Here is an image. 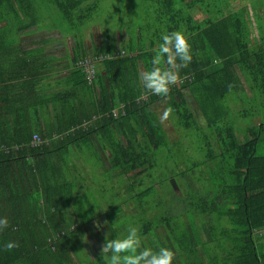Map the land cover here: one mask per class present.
I'll list each match as a JSON object with an SVG mask.
<instances>
[{"label":"trees","instance_id":"1","mask_svg":"<svg viewBox=\"0 0 264 264\" xmlns=\"http://www.w3.org/2000/svg\"><path fill=\"white\" fill-rule=\"evenodd\" d=\"M90 1L0 0V216L9 219V226L0 231V264H108L101 256L105 237L92 236L91 222L99 205L88 193L89 186L81 183L85 178L78 176L79 161L103 168L98 182L102 196L97 185L93 189L108 211L121 210L119 204L127 200L135 202V208L148 206L147 213L132 221L133 226L139 228L142 239L150 235L158 250L167 247L181 253L182 264H264V234H257L264 230V36L260 24V40L254 43L244 12L230 10L229 0H155L151 25H143L147 39L139 42L138 35L134 43L132 37L127 39L125 34L124 40L119 35V44H126L122 54L114 40L107 39L86 52L82 33L100 3ZM46 3L67 23V32L74 33L76 41L75 50L67 53L72 65L63 79L66 86L49 94L36 81L39 70L52 58L16 42L38 30V10ZM195 8L204 15L194 19L190 11ZM176 30L188 37L192 60L180 69V79L167 96L152 94L143 87L141 74L152 68L161 35ZM87 57L97 58L94 64L99 67L89 81L77 66ZM214 62L218 68H213ZM12 78L21 82L19 86H1ZM241 79L251 96L241 89ZM29 80L32 83L27 86ZM183 89L193 98L204 127L197 124ZM238 89L246 103L233 114L227 100ZM164 97L180 128L202 132L216 150L212 141H206L201 149L204 162L192 164L195 168L208 163V182L201 175L184 188L178 178L186 183L191 179L178 168L171 175L179 182V194L169 190L155 204L153 198L144 201L155 187L165 188L163 181L152 185L149 172L157 165L153 151L168 139L151 107ZM248 105L256 106L255 110ZM232 115L247 124L256 117L259 124L245 128L234 124L235 128ZM110 170L119 177L129 176L124 196L116 190ZM143 177L151 187L138 191L136 181ZM188 210L197 221H184L180 227L177 218ZM116 213L114 219L105 215L111 239L127 233L121 223L113 227L112 221H120V212ZM161 226L169 238L157 235ZM87 233L98 249L96 255L89 252ZM7 241H17L19 247L6 251ZM203 245H211L210 251ZM142 247H147L143 240Z\"/></svg>","mask_w":264,"mask_h":264},{"label":"rangeland","instance_id":"2","mask_svg":"<svg viewBox=\"0 0 264 264\" xmlns=\"http://www.w3.org/2000/svg\"><path fill=\"white\" fill-rule=\"evenodd\" d=\"M153 1L155 0H100L98 7L96 8L95 12L90 16L89 20L85 25L88 26L99 25L101 27V30L100 32H98L97 30H95V32H92L91 37L85 35V44L83 43L82 46L87 47L89 50L92 51V49L96 47V45L98 46L100 43L104 44L105 43L104 41L106 39L107 42L108 40L111 41L114 40L113 44L115 49L118 50L120 54H122L121 52L124 46H126V44H119V38H118L119 35L122 39L124 38V40L126 35H127V39H131L132 37L134 43L137 41L135 38L138 35H141L138 39L139 42L144 39H147L148 33L144 31L145 26L143 25H145L146 23L148 25H151L150 23L153 18V13L156 9V5L155 3H153ZM228 2H229L230 10L241 9L244 12L253 41L254 43L258 42V40H260L259 39L260 36H259V32L256 29L257 24L258 25L260 24L261 32L264 36V0H229ZM252 4L255 6L254 10ZM38 12H39L38 16L40 18L38 27L45 26L44 30L38 32L39 35H44V34L53 35L56 32L58 34H63V35L74 34L71 32L70 33L67 32V23L61 19L60 15L52 11V7L50 4L46 3V5L45 6L43 5L38 10ZM255 12L257 13L258 19L255 17ZM190 13L194 17V19H198L202 15H204L203 12L197 8H195L194 10L192 9ZM51 29L52 30L55 29L56 32H53ZM75 35H78V33H76ZM83 36L84 34L82 33V38ZM26 39L27 38H24L22 42H25ZM92 39L95 40L94 43H92L93 41ZM62 43L50 44V46L53 45L52 46L53 48L54 47L57 48V46L61 45ZM71 45L73 46V44H69V48ZM212 66L213 68H218L219 64L218 62H214ZM95 67L98 66L95 65ZM241 84H242L241 89L244 90L247 96H251L249 90L247 89V86L244 84L242 79H241ZM182 92L185 96L188 107L190 108L197 124L199 126L204 127L205 123L201 117V114L193 98L186 89H183ZM240 93L241 92L238 89L228 97L227 104L229 105L233 114L235 112L237 113L238 110H240L242 104H244L245 106L246 101L240 98L241 97ZM167 101H168L167 98L164 97L161 102H158L153 107H151V110H153L156 113L160 123L162 124L163 130L166 132L165 134L168 139V142L165 146H162L161 148L153 151L154 154L153 157L155 159V162H157V165L155 166L154 169H152V171L149 172L153 179L152 185L155 184L159 186V183L163 181L165 188L163 186H160L161 188L160 190L158 187H155L154 188L155 191H150L149 194L150 197L144 199V201L149 200V198H153L155 204L157 202V198L161 200L164 197L163 193L165 194V192L169 190L173 189L175 193L178 195L179 194L178 181H180L181 186L188 189L190 184L189 182H194L195 179L199 178L201 175H204V177L207 179L208 182L207 177L209 174L207 171L209 168L208 163L200 164L195 168L192 167V164H194L195 161L197 160H201V159L203 160V158H201V156H203L201 154L202 153L201 149H203L204 147L203 144H205L206 141L211 142L212 139L207 138L206 140L204 134L202 132H197L196 130H187V131L182 130L178 124L176 117L172 113L166 120L163 119V112L166 108L169 107V103ZM247 107H252L254 111L256 106L254 107V105L251 106L248 105ZM232 117H233V125L234 124L237 126L239 125V127L241 128H245L246 126H257L259 124V119H257L256 117L248 120L249 122L248 124L245 122L242 123L238 119H235L236 117L234 115H232ZM235 125L234 127L236 128ZM207 135H209V132H206V136ZM209 137H211V135H209ZM213 144L214 142L212 141V145ZM261 145L262 142L261 144H259V147ZM213 148L214 150H216L215 144L213 145ZM174 151L176 152L175 157L173 156ZM88 165L90 166V170L88 169ZM79 168L86 176H88V178L89 175L93 173V181L88 183L90 184L89 188L93 191L94 186L97 185L96 191H98V196L101 197L102 192L100 190L98 182L101 181V177L99 176L100 173L103 172V170H100L101 168L99 166L85 164L83 161H79ZM178 168L180 170L184 169L188 173V176L190 177L191 181H188V183H186L184 181H181L180 178H178L179 180L176 181L175 177L172 176L171 174L172 173L176 174ZM116 173H117L116 170H112V171L110 170L109 172V174L113 176L112 181L116 186V190L119 191V193L122 195L124 194V192L122 191L125 188V184L123 183V180L127 178L119 177ZM110 183L112 184V182ZM146 187H151L150 180L143 177L140 182L136 181V187H135L136 190L138 191L146 190L147 189ZM121 195H118V198H120L121 199L120 201L122 202ZM98 196L94 195V200H97L99 206L98 207L96 206L95 212L97 216L95 220L91 222V227L93 228L94 231L92 236H96L98 234L99 236L105 237V235L109 231H111L109 227L110 226L109 219L107 218L111 217L112 219H114L117 214L116 212H120L119 213L120 221L117 223L116 221H112L111 223L113 227L116 228V226L114 225L121 223L120 225H123L126 228L124 230H127V227L129 225H133L134 222L132 221H135L136 223L138 219L142 217L143 214L147 213L149 208L148 206L146 207L139 206L135 208V202L131 200H127L119 204L121 206V210H116L118 207H115L111 211H108L107 206L102 201H100ZM115 201L116 200L114 199L113 202ZM151 202L152 201H150V203ZM105 215H107L108 217L106 218ZM150 215L151 214H149V216ZM184 221L195 222L197 221V219L194 218L191 210H188V213L183 218L182 217L177 218V223L179 224V226ZM97 223H99L102 226L99 230L96 227ZM198 230L199 231L201 230L200 226L198 227ZM156 232L161 239L169 238L167 230L165 229L164 226L159 227ZM257 234L263 235L264 230L257 231ZM86 238H87V243L89 244L88 245L89 252L92 255L93 254L96 255L98 253L97 252L98 249L95 247L96 246L95 242L91 239L88 233L85 236V239ZM142 240L145 242L147 247H150L155 251L158 250L153 241V238L150 235H148L146 238L144 237ZM203 246L205 250L210 251L209 249L211 245H203ZM181 260H183L182 254L176 252L172 264H182Z\"/></svg>","mask_w":264,"mask_h":264},{"label":"clouds","instance_id":"3","mask_svg":"<svg viewBox=\"0 0 264 264\" xmlns=\"http://www.w3.org/2000/svg\"><path fill=\"white\" fill-rule=\"evenodd\" d=\"M191 60V45L183 31L163 33L152 57V68L141 74L143 87L152 94L167 96L170 86L175 85L180 79V69L187 67ZM173 111L171 107L166 108L163 119L166 120ZM8 226L9 219L0 216V231ZM96 227L99 230L102 226L97 223ZM109 237L110 233L105 235V242L101 247V256L108 260V264H172L175 257V253L167 247H160L158 251L150 247H142L140 230L133 225L128 226L123 238ZM3 247L11 252L19 247V244L17 241H7Z\"/></svg>","mask_w":264,"mask_h":264},{"label":"crops","instance_id":"4","mask_svg":"<svg viewBox=\"0 0 264 264\" xmlns=\"http://www.w3.org/2000/svg\"><path fill=\"white\" fill-rule=\"evenodd\" d=\"M93 3H94V0L90 1L88 4H93ZM85 26H86V28L83 32L84 36L82 38L81 44H83V43L85 44V35L91 37L92 32H95V30L100 32V30H101V27L99 25H91V26L85 25ZM258 27H259V25L257 24V28ZM44 28H45V26H43V27L40 26L38 28V30L34 31L33 33L27 34L26 36L19 37L16 40V42L20 43L23 48H26V49L32 48V49H34V51L39 50V53L41 55L48 57V58H52L47 67L39 70L40 74H39V77H37V81H36V86H43L45 94H49V93H52L53 91L61 90L63 88L62 86H66V83L63 81V79L67 75V72L71 69V65H72L71 61H70V56H68L67 53L69 52V50H75L76 41H75L74 37L69 35V34H67V35L58 34L55 29H53V30L51 29L53 32H56L53 35H46V34L39 35L38 32L41 30H44ZM24 38H27V39L25 40V42H22V40ZM251 38H252V36H251ZM92 40H93L92 43H94L95 40L94 39H92ZM251 41H253V38ZM104 42H106V40ZM55 43H62V44L57 46V48L56 47L53 48L52 47L53 45L50 46V44H55ZM69 44H73V46L71 45L69 48ZM101 44L102 43H100L98 46L97 45L96 46L99 47ZM82 48L86 52L91 51L87 47L82 46ZM53 56H56V58L53 59ZM93 57H87V58L82 59L81 61H83L85 59H90L93 62V60L97 59V58L93 59ZM98 59H100V58L98 57ZM81 61H78V64H77L78 67L81 66L80 65ZM96 69H98V71H99V67L95 68V64H94L93 78L95 76ZM83 71H84V69H83ZM88 81H89V79H88ZM27 82H29V84L26 83L27 86H29L30 83H32L31 80H29ZM19 83H21V82L18 79L14 80L12 78V79L6 80L1 86H19ZM114 110H116V109H114ZM86 125L87 124H85L84 126H86ZM102 164L104 167L106 166V168L108 169L107 163L103 162ZM88 169L90 170L89 165H88ZM100 170H103V168H101ZM83 174L84 173L82 171H80V174L78 175V176H80V179H81V177L85 178V181H83L81 183L83 185H88L90 187V184H88V183L92 182L93 173L91 175H89V178L85 174H84L85 175V177H84ZM128 177L129 176L124 177L127 179L123 180V183L125 184V188L130 183V180L128 179ZM91 192H92L93 197H94V195H96L94 193V190L88 191V193H91ZM122 192H124V190ZM122 195H124V194H122Z\"/></svg>","mask_w":264,"mask_h":264},{"label":"built area","instance_id":"5","mask_svg":"<svg viewBox=\"0 0 264 264\" xmlns=\"http://www.w3.org/2000/svg\"><path fill=\"white\" fill-rule=\"evenodd\" d=\"M94 60L93 62L90 60V59H85L83 61H81V66L83 69H84V72L86 73L87 75V78L89 80H91L93 78V74H94ZM93 63V64H92ZM115 111L116 110H112V115H115Z\"/></svg>","mask_w":264,"mask_h":264}]
</instances>
